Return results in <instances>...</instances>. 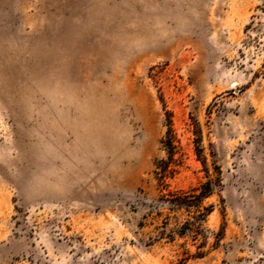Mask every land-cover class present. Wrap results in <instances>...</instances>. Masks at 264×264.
I'll list each match as a JSON object with an SVG mask.
<instances>
[{
    "label": "rangeland",
    "instance_id": "obj_1",
    "mask_svg": "<svg viewBox=\"0 0 264 264\" xmlns=\"http://www.w3.org/2000/svg\"><path fill=\"white\" fill-rule=\"evenodd\" d=\"M0 264H264V0H0Z\"/></svg>",
    "mask_w": 264,
    "mask_h": 264
},
{
    "label": "bare ground",
    "instance_id": "obj_2",
    "mask_svg": "<svg viewBox=\"0 0 264 264\" xmlns=\"http://www.w3.org/2000/svg\"><path fill=\"white\" fill-rule=\"evenodd\" d=\"M90 64V61L88 62V65ZM95 82V81H94ZM94 89V91L96 90V91H101V92H103V91H106L107 90V88L105 89L104 87H102L98 82L96 83V85H95V87H93ZM92 90V92H94ZM91 92V91H90ZM92 94V93H91ZM93 95V94H92ZM93 100L97 103V104H101V103H103V104H105L106 102H105V100H104V98L103 97H95V98H93ZM104 109V108H103ZM103 121V120H102ZM91 125H93V124H91ZM104 124H102V126H103ZM95 127V126H94ZM93 129V128H92ZM103 129V128H102ZM99 130V129H98ZM97 130V133L99 134L100 133V131H98ZM96 133V132H95ZM103 133V132H102ZM92 135V134H91ZM93 135H96V134H93ZM104 136V135H103ZM93 137V136H92ZM95 137H97V136H95Z\"/></svg>",
    "mask_w": 264,
    "mask_h": 264
}]
</instances>
